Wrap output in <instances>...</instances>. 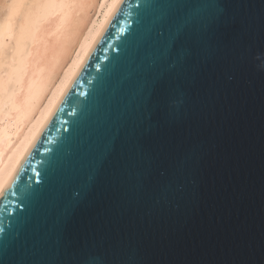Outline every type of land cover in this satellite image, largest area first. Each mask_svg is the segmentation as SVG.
Segmentation results:
<instances>
[{
  "label": "water",
  "instance_id": "obj_1",
  "mask_svg": "<svg viewBox=\"0 0 264 264\" xmlns=\"http://www.w3.org/2000/svg\"><path fill=\"white\" fill-rule=\"evenodd\" d=\"M185 3L210 26L148 102ZM0 264H264V0H120L0 191Z\"/></svg>",
  "mask_w": 264,
  "mask_h": 264
},
{
  "label": "bare ground",
  "instance_id": "obj_2",
  "mask_svg": "<svg viewBox=\"0 0 264 264\" xmlns=\"http://www.w3.org/2000/svg\"><path fill=\"white\" fill-rule=\"evenodd\" d=\"M120 0H0V191Z\"/></svg>",
  "mask_w": 264,
  "mask_h": 264
},
{
  "label": "snow or ice",
  "instance_id": "obj_3",
  "mask_svg": "<svg viewBox=\"0 0 264 264\" xmlns=\"http://www.w3.org/2000/svg\"><path fill=\"white\" fill-rule=\"evenodd\" d=\"M186 7V3L185 8L178 6L175 13L162 16L158 22L160 27L154 33V40L159 45L160 55L144 67L142 79L138 84L140 95L148 102L163 86V74L166 70L164 65H167L168 68L174 67L175 62H178L183 56L186 43L193 36L207 31L210 26L208 21L187 11ZM169 61L172 62L169 63ZM122 131L123 128L119 122L114 123L108 129L96 157L101 164L116 150V144ZM88 150H92L90 140Z\"/></svg>",
  "mask_w": 264,
  "mask_h": 264
}]
</instances>
